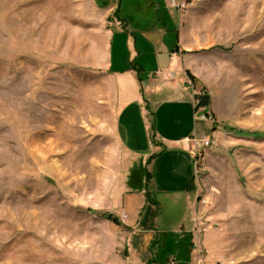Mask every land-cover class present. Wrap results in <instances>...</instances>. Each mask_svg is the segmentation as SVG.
I'll return each mask as SVG.
<instances>
[{
  "label": "rangeland",
  "instance_id": "obj_1",
  "mask_svg": "<svg viewBox=\"0 0 264 264\" xmlns=\"http://www.w3.org/2000/svg\"><path fill=\"white\" fill-rule=\"evenodd\" d=\"M95 1L0 0V264H131L127 229L98 214L111 212L129 156L98 66ZM188 1L211 41L201 112L222 142L197 177L205 192L222 186L223 206L245 191L232 212L238 249L215 264H264V134H240L264 132V0Z\"/></svg>",
  "mask_w": 264,
  "mask_h": 264
},
{
  "label": "crops",
  "instance_id": "obj_2",
  "mask_svg": "<svg viewBox=\"0 0 264 264\" xmlns=\"http://www.w3.org/2000/svg\"><path fill=\"white\" fill-rule=\"evenodd\" d=\"M95 2L107 37L105 57L98 66L113 79L117 131L129 156L124 184L111 212L98 214L108 213L110 222L127 229L131 264L231 260L227 249L231 245L238 249L233 236L240 228V218L232 212H240L236 204L245 191L223 206L222 186L206 177L210 190L205 192L197 177L212 165L217 155L214 147L222 143L214 119L198 118L187 80L209 89L203 66L211 41L201 24L202 14L193 9L194 2L183 10L171 0ZM209 107L204 105L202 110ZM193 136L211 138L214 145L197 157ZM202 198L210 205L203 204ZM174 211L179 216L171 220ZM234 254V260L245 258L244 250Z\"/></svg>",
  "mask_w": 264,
  "mask_h": 264
},
{
  "label": "built area",
  "instance_id": "obj_3",
  "mask_svg": "<svg viewBox=\"0 0 264 264\" xmlns=\"http://www.w3.org/2000/svg\"><path fill=\"white\" fill-rule=\"evenodd\" d=\"M172 5L174 7H177L179 10L186 9L190 5V1L188 0H171ZM189 85L192 87L193 92H194V105L197 110L198 118L201 120H213L214 117L211 113L209 112H201L203 109L204 105L202 104V98L206 96V91L198 87L195 82L187 78ZM192 142H193V152L197 157H199V154L201 151H203L205 148H210L212 145H214V140L211 138H200L197 136L192 137ZM196 170L197 174L199 173V162L197 161L196 163ZM201 202L203 204H208L210 205V201H208L206 198H202ZM125 216V214H124Z\"/></svg>",
  "mask_w": 264,
  "mask_h": 264
},
{
  "label": "trees",
  "instance_id": "obj_4",
  "mask_svg": "<svg viewBox=\"0 0 264 264\" xmlns=\"http://www.w3.org/2000/svg\"><path fill=\"white\" fill-rule=\"evenodd\" d=\"M189 75L191 76V78L194 79V76L191 73H189ZM209 103H210V98L208 96H205V97L202 98V104L203 105H209ZM246 132L247 131H242L241 130L240 134L241 135H247V136L248 135H252V136H255V137H261L262 134H264V132H260V131H254L252 133H246ZM114 220L119 223V221L116 218H114Z\"/></svg>",
  "mask_w": 264,
  "mask_h": 264
},
{
  "label": "water",
  "instance_id": "obj_5",
  "mask_svg": "<svg viewBox=\"0 0 264 264\" xmlns=\"http://www.w3.org/2000/svg\"><path fill=\"white\" fill-rule=\"evenodd\" d=\"M109 217L112 218L113 217V213L109 214Z\"/></svg>",
  "mask_w": 264,
  "mask_h": 264
}]
</instances>
